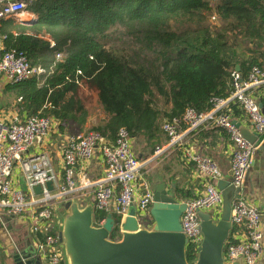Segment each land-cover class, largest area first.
Wrapping results in <instances>:
<instances>
[{"label":"trees","instance_id":"16d2710c","mask_svg":"<svg viewBox=\"0 0 264 264\" xmlns=\"http://www.w3.org/2000/svg\"><path fill=\"white\" fill-rule=\"evenodd\" d=\"M31 3L36 21L1 18L0 56L22 52L32 67L40 63L46 73L7 84L4 93L21 98L20 112L54 118L60 133L83 130L95 107L102 116L87 131L113 143L124 128L132 140L142 139L154 150L167 141L161 128L165 120L181 118L189 108L209 110L212 96H229L234 73L245 79L252 67L264 69V0ZM45 36L54 41L53 49ZM229 107L231 115L240 114L237 103ZM104 217L94 209L93 222ZM113 219L110 239L118 240L120 217L113 214ZM37 238L42 241L43 235ZM233 242L230 237L226 245ZM186 257L194 261V246L187 247Z\"/></svg>","mask_w":264,"mask_h":264},{"label":"built area","instance_id":"2783aa9c","mask_svg":"<svg viewBox=\"0 0 264 264\" xmlns=\"http://www.w3.org/2000/svg\"><path fill=\"white\" fill-rule=\"evenodd\" d=\"M26 6L24 0H0V19L20 17ZM216 19L215 16L211 18L212 21ZM56 58L61 59L62 53H57ZM44 73L46 70L43 67H32L22 52L8 50L0 56V76L8 84ZM262 86L264 69L252 67L245 79L236 72L233 74L229 96H212L209 99V110L197 112L189 108L181 118H172L162 123L161 128L167 141L154 149L153 156L172 149L180 150L183 159L192 163L198 176L204 179L196 196L182 200L186 205L181 216L182 232L188 241L187 247L194 246L196 254L202 240L198 213H210L214 219L219 217L223 197L215 183L223 179V174L212 157L187 146L184 135L188 129L196 130L208 123L224 130L228 135L231 143V184L239 188L232 201L230 237L235 242L225 245L223 258L231 263L240 259L241 264H259L264 253L261 212L247 200L242 191L255 151L264 138V114L259 106V103L264 102V88L258 92V88ZM20 100L18 98L17 102ZM231 102L239 105L246 115L250 129L259 134L256 143H249L240 134L231 115ZM182 124L186 125L185 129H182ZM56 127L57 121L50 116H19L17 113L0 117V219L29 217L33 233L43 235L42 241L35 239V247L39 258L47 264L67 262L58 236L60 228L54 231L55 224L57 225L54 210L63 199H75L80 206L84 205L76 193L79 188L74 180L76 162L91 160L97 150L101 153L105 163L104 173L99 179L87 181L85 187L92 189L94 209L103 211L106 215H118L120 226L132 202L136 217L146 226L154 192L149 180L140 174L143 164L138 160L132 139L124 128L118 130L113 143L94 131L65 134L60 143L64 179L58 184L51 158L44 150ZM21 180L24 181V188L21 187ZM48 181L52 184L51 191L45 187ZM37 185L42 187L40 193L35 192ZM104 222L105 217L93 224L99 227Z\"/></svg>","mask_w":264,"mask_h":264},{"label":"water","instance_id":"95a60500","mask_svg":"<svg viewBox=\"0 0 264 264\" xmlns=\"http://www.w3.org/2000/svg\"><path fill=\"white\" fill-rule=\"evenodd\" d=\"M239 71V67H236ZM262 113L264 106L259 103ZM240 134L249 143L259 140V134L235 122ZM223 197L222 210L217 219L210 213L199 212L202 240L193 262L186 257L188 241L182 232L181 216L185 211L184 201H179L165 189L163 183L155 186L153 203L149 209V228L136 217L133 202L120 226V238L111 240L114 227L111 213L105 217L102 226L93 224L94 208L91 204L80 206L75 199H63L60 213L62 225L59 239L63 245L67 264H241L240 259L226 262L223 258L225 245L232 231V201L239 188L231 179H220L215 183ZM51 191L50 181L45 183ZM42 187L37 185L35 192ZM11 264H41L23 252L9 254Z\"/></svg>","mask_w":264,"mask_h":264},{"label":"crops","instance_id":"0c3cea01","mask_svg":"<svg viewBox=\"0 0 264 264\" xmlns=\"http://www.w3.org/2000/svg\"><path fill=\"white\" fill-rule=\"evenodd\" d=\"M26 2V10L20 17H6L4 19L13 18L15 21L22 23H32L37 20L36 13L30 11L28 7L32 4V0H24ZM1 21V19H0ZM44 39L49 42V49H53L54 41L45 36ZM3 48V41L0 37V50ZM48 49V50H49ZM48 50L43 53H48ZM36 66L42 65L39 63ZM4 77L0 76V117L10 116L11 114H19V116L28 115L26 112H20L17 108V100L9 94L4 93V87L7 85ZM264 106V105H263ZM238 115L232 114L233 120L241 125L250 128L246 115L239 107ZM91 118H88L83 130L78 132L60 133L58 127L49 136L44 150L47 151L51 158L53 170L57 177V183L60 184L64 179V165L61 157L60 143L65 134L71 133H86V128L91 127L88 123ZM209 124V123H208ZM205 124L196 130H189L184 135L186 145L192 147L193 150L204 153L212 157L219 165L223 180L231 179L230 172V151L231 143L224 130L213 129V127ZM162 136H165L162 134ZM166 138V137H165ZM163 140L161 144H164ZM134 152L142 162L140 169L141 176L147 178L154 188L157 184L163 183L165 189L176 200L182 201L179 196L181 194L196 196L204 184V179L198 176L197 171L192 163L183 159L181 151L172 149L164 152L159 156H153V148L144 140H132ZM74 180L75 184L80 188L76 192L79 201H83L84 205L91 204L93 206V197L91 187H85L87 181H93L102 177L105 169L103 156L97 150L95 156L89 161H78L75 166ZM18 173H15L17 176ZM242 191L247 200L256 206L262 216V225L264 232V138L252 159L250 168L248 169ZM94 208V207H93ZM61 213H56L55 217L57 225L55 230L61 229L62 218ZM146 224H151V219L146 220ZM60 223V227H59ZM145 226V225H144ZM149 228V225H146ZM60 231V230H59ZM35 239L37 234L31 229V221L26 216L2 217L0 219V264H11L9 254L14 252H23L30 255L35 260H40L41 264H47L45 260L39 258ZM264 239V238H263ZM63 264H67L63 263ZM259 264H264V253L259 260Z\"/></svg>","mask_w":264,"mask_h":264},{"label":"rangeland","instance_id":"374dc122","mask_svg":"<svg viewBox=\"0 0 264 264\" xmlns=\"http://www.w3.org/2000/svg\"><path fill=\"white\" fill-rule=\"evenodd\" d=\"M101 116H102V113L99 111V109L93 107V110L89 116V118H91V121L88 124L90 126L95 124L97 122V120L100 119ZM85 131H86V129H85ZM21 187L24 188V181L23 180H21ZM61 218H62V216H61ZM146 225L150 226V224H146Z\"/></svg>","mask_w":264,"mask_h":264}]
</instances>
